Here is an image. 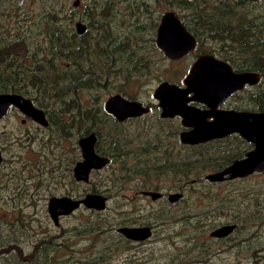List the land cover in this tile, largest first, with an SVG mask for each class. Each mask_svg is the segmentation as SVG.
Returning a JSON list of instances; mask_svg holds the SVG:
<instances>
[{
	"label": "rangeland",
	"instance_id": "rangeland-1",
	"mask_svg": "<svg viewBox=\"0 0 264 264\" xmlns=\"http://www.w3.org/2000/svg\"><path fill=\"white\" fill-rule=\"evenodd\" d=\"M74 1L0 0V92L28 98L48 120L47 128L21 124L25 117L12 109L0 121V264H264V171L205 179L253 145L237 134L181 145V120L161 119L153 99L161 82L181 85L202 52L261 75L264 0H79L76 8ZM165 11L200 32L196 49L178 62L153 43ZM263 90L264 79L225 107L259 112L254 96ZM117 94L149 113L117 124L105 110ZM88 133L110 164L76 183L78 140ZM145 190L164 198L137 195ZM88 193L105 196V209L81 207L56 227L49 199ZM141 225L152 231L146 242L118 233ZM224 225L235 226L228 237L209 236Z\"/></svg>",
	"mask_w": 264,
	"mask_h": 264
},
{
	"label": "water",
	"instance_id": "water-1",
	"mask_svg": "<svg viewBox=\"0 0 264 264\" xmlns=\"http://www.w3.org/2000/svg\"><path fill=\"white\" fill-rule=\"evenodd\" d=\"M257 2L259 0H245ZM78 1L73 3L77 7ZM78 34L85 31L84 25L76 24ZM157 44L171 60L182 58L195 47L194 38L187 32L173 12H165L158 28ZM260 75L255 72L234 73L227 63L213 56L203 55L193 64L183 81L184 87L169 82H161L153 93L158 101L162 118L179 116L186 131L180 134L183 145H200L208 141L237 134L253 145L244 158L234 160L220 171L206 175L205 179L217 183L227 180L243 179L264 171V111H218L223 101L245 86H255ZM191 102L206 105L208 110H200L189 105ZM10 106L19 109L23 115L33 119L41 126L47 122L42 111L32 106L30 100L13 93H0V119L4 118ZM105 110L117 119L139 117L148 112L141 103L125 99L120 95L110 96L105 102ZM96 138L89 133L79 139L82 161L76 164L74 173L78 181H87L92 170L102 168L108 160L94 152ZM1 160V158H0ZM144 195L156 200L161 196L157 192H144ZM180 195H170V202H176ZM106 198L99 194H87L81 200L68 197H52L48 210L54 222L60 216L68 215L80 205L88 209L102 211ZM235 229L234 225H224L214 229L209 236L215 239L228 237ZM118 232L126 239L143 242L151 235L149 227H122Z\"/></svg>",
	"mask_w": 264,
	"mask_h": 264
},
{
	"label": "flooded vegetation",
	"instance_id": "flooded-vegetation-1",
	"mask_svg": "<svg viewBox=\"0 0 264 264\" xmlns=\"http://www.w3.org/2000/svg\"><path fill=\"white\" fill-rule=\"evenodd\" d=\"M75 1H78V5H77V7L80 5V1L79 0H75ZM74 1V2H75ZM221 2H227L228 4L229 3H232V2H234L235 0H220ZM237 1H241V2H244V3H247V2H249V1H245V0H237ZM73 2V3H74ZM252 3H255V2H252ZM76 8V7H75ZM165 12H168V11H165ZM164 12V13H165ZM170 12H173V11H170ZM163 13V14H164ZM177 17H178V19H179V21L182 23V25L184 26V28L187 30V32L194 38V40H195V47L191 50V51H189V52H187L182 58H180V59H177V60H171V59H169V58H167L166 56H165V53H164V51H163V49L161 48V47H159L158 46V44H157V35H158V28H159V25H160V22H161V20H162V16H163V14H160V17L158 18L157 17V19H158V25H157V28H156V32H155V36H154V41H153V43H154V46H155V48H156V50L160 53V54H162L168 61H171V62H178V61H181V60H183L188 54H190L191 52H193L195 49H196V47H197V45H198V41H199V39H198V36H199V34H200V32L198 31V33L196 32V30H194L193 28V26H189V25H186L185 24V21H183L175 12H173ZM198 17L196 16V15H194L193 16V19L192 20H195V19H197ZM79 23V22H78ZM77 24V23H76ZM82 24V23H81ZM83 25V24H82ZM81 35V34H80ZM203 55H210V56H213L212 54H210V53H208V52H202V53H200L197 57H195V59H194V61H193V63L191 64V66H190V68H189V70H188V72L186 73V75H185V77L189 74V72H190V70H191V67L193 66V64L198 60V58L199 57H201V56H203ZM214 57V56H213ZM214 58H216V57H214ZM217 60H220V59H218V58H216ZM220 61H222V60H220ZM224 62V61H223ZM226 63V62H225ZM231 67V66H230ZM231 69H232V71L234 72V73H240L239 71H236L235 69H233L232 67H231ZM185 77L183 78V81H184V79H185ZM263 78H262V74L260 75V81L262 80ZM183 81H182V83H181V85H177V84H175V85H177V86H179V87H184V85H183ZM167 82V81H166ZM171 84H173V83H171ZM159 85V84H158ZM158 85H157V87H158ZM156 87V88H157ZM247 87H250V86H245L241 91H238V92H235L231 97H229V98H227L225 101H223V103H222V105L218 108V111H227V110H235V111H242V110H238V109H236V108H234V107H229V108H226L225 106H226V103L230 100V99H232V98H235L236 96H237V94L238 93H240V92H243ZM155 88V89H156ZM155 91V90H154ZM0 93H2V92H0ZM154 93V92H153ZM22 96V95H21ZM22 97H24V96H22ZM24 98H26V97H24ZM26 99H28V98H26ZM153 99H154V97H153ZM29 100V99H28ZM31 101V100H30ZM156 102H157V106H158V108H159V110H160V117H161V109H160V107H159V105H158V101L157 100H155ZM31 103H32V101H31ZM143 105V104H142ZM189 105L190 106H192V107H195V108H197V109H200V110H208V107L206 106V105H203V104H199V103H197V102H191V103H189ZM32 106L34 107V108H36V109H39L40 111H42V113H43V115H44V118H45V120H46V122H47V126H48V120H47V115H46V113L41 109V108H39V107H37V106H35L33 103H32ZM144 106V105H143ZM146 107H148V112L146 113V114H148L149 113V111H150V107L149 106H146ZM15 110V111H17V113H19L20 115H22L23 117H25V119H21V124H25L26 122H27V120H30L32 123H34V124H36V125H38V126H40V127H42V128H47V126L46 127H44V126H41L40 124H38L37 122H35L33 119H31V118H29V117H26L25 115H23L22 114V112L19 110V109H17L16 107H14V106H10L9 107V110H8V113H7V115L4 117V118H2V119H0V121L1 120H4L7 116H8V114L10 113V111L11 110ZM249 111V110H248ZM249 112H252V111H249ZM260 112V111H259ZM146 114H144V115H142V116H139V117H127V118H125V119H123V120H119V119H117L114 115H112V114H110V116H112L113 118H114V120H115V122L117 123V124H119V123H126V122H128V121H130V120H136V119H138V118H141V117H143V116H145ZM161 119H169V120H173V119H180L181 120V118L179 117V116H175V117H173V118H162L161 117ZM49 124H50V122H49ZM186 130H188V129H185L184 128V131H186ZM182 132H180L179 134H178V140H179V143L181 144V145H183L181 142H180V134H181ZM89 134V133H88ZM95 134V133H94ZM87 135V134H86ZM85 135H83L82 137H84ZM230 136V135H229ZM81 137V138H82ZM228 137V136H227ZM95 138H96V140H97V135L95 134ZM224 138H226V137H224ZM224 138H221V139H224ZM216 140H220V139H215V140H211V141H208L207 143H209V142H213V141H216ZM78 142H79V140H78ZM204 144H206V143H204ZM95 145H96V141H95V144H94V152H95V154H97L98 156H100V157H104V158H106L107 160H108V162L102 167V168H100V169H95V170H92L91 172H93V171H100V170H102V169H104L105 167H107L109 164H110V158L109 157H107V156H105L104 154H101V153H99V152H97L96 151V149H95ZM200 145H203V144H200ZM184 146H189V145H184ZM194 146H198V145H194ZM78 148H79V150H80V154H81V157H80V159L78 160V161H76L75 163H74V166H73V168H72V177H73V179H74V181L76 182V183H87L88 182V179H89V177H90V174H91V172L89 173V176H88V179H87V181H78L77 179H76V176H75V173H74V170H75V167H76V164L78 163V162H80V161H82V152H81V149H80V146H79V143H78ZM0 158H1V160H0V164L2 163V154H1V151H0ZM211 174V173H210ZM206 177V176H205ZM144 192H157V191H151V190H145V191H140L139 193H137V195H140V196H143V197H145V198H147V199H150L152 202H155V201H159V200H161V199H163L164 198V195L163 194H161L160 192H157V193H159V194H161V196L159 197V198H157L156 200H152L151 199V197H148V196H146V195H144L143 193ZM88 194H96V193H88ZM133 194H135L134 196H133V199H135L136 198V192H133ZM87 194H85V195H83V196H81V197H78V198H71V197H68V198H71V199H74V200H81V199H83L85 196H86ZM99 195H101V194H99ZM101 196H103V195H101ZM52 197H54V196H52ZM51 197V198H52ZM58 197H67V196H58ZM104 198H106L105 196H103ZM50 198V199H51ZM49 199V200H50ZM49 202V201H48ZM81 207H85L84 205H80L76 210H74L72 213H70V214H68V215H64V216H60L58 219H57V222H54L53 221V223H54V225L56 226V227H58V225H59V219L61 218V217H67V216H69V215H71V214H73L74 212H76V211H78V209L79 208H81ZM105 209V208H104ZM103 209V210H104ZM47 210H48V206H47ZM102 210V211H103ZM96 212H100V211H97L96 210ZM48 214L50 215V213H49V210H48ZM51 217V216H50ZM52 219V218H51ZM53 220V219H52ZM135 227H148V226H146V225H141V226H135ZM151 230V229H150ZM152 232V231H151ZM119 233V232H118ZM120 234V233H119ZM121 235V234H120ZM151 236V235H150ZM123 237V236H122ZM124 238V240H126L127 242L129 241V242H131V243H135V244H137V243H141V242H135V241H132V240H129V239H126L125 237H123ZM150 238V237H149ZM148 238V239H149ZM147 239V240H148ZM147 240H145V241H143V242H146Z\"/></svg>",
	"mask_w": 264,
	"mask_h": 264
},
{
	"label": "trees",
	"instance_id": "trees-1",
	"mask_svg": "<svg viewBox=\"0 0 264 264\" xmlns=\"http://www.w3.org/2000/svg\"><path fill=\"white\" fill-rule=\"evenodd\" d=\"M261 72V70H258ZM263 73H262V77L264 79V70H262ZM254 99H257L258 100V109L259 111H264V90L262 92H260L259 94L257 93L255 96H254Z\"/></svg>",
	"mask_w": 264,
	"mask_h": 264
}]
</instances>
